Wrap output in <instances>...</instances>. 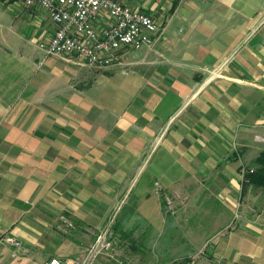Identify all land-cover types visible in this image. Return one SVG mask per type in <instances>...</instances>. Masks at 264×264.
Masks as SVG:
<instances>
[{
	"label": "crops",
	"instance_id": "1",
	"mask_svg": "<svg viewBox=\"0 0 264 264\" xmlns=\"http://www.w3.org/2000/svg\"><path fill=\"white\" fill-rule=\"evenodd\" d=\"M118 1L158 38L90 70L42 57L43 8L0 0V264L75 258L120 206L155 238V182L188 196L183 264H264V194L241 186L264 150V0Z\"/></svg>",
	"mask_w": 264,
	"mask_h": 264
},
{
	"label": "built area",
	"instance_id": "2",
	"mask_svg": "<svg viewBox=\"0 0 264 264\" xmlns=\"http://www.w3.org/2000/svg\"><path fill=\"white\" fill-rule=\"evenodd\" d=\"M25 4L43 8L56 27L48 40L37 45L42 57L66 56L90 70L123 65L126 50L149 47L160 33L159 26L149 15L118 0H25ZM246 172L243 167L242 180ZM155 192L160 195L167 215L174 216L188 202L186 194L179 190L164 192L159 182H155ZM238 215L236 211L230 227ZM112 232L110 226L103 227L95 233L93 243L77 257L65 261L49 258L43 264H108L112 260L118 261L123 253L119 249L120 240L113 237ZM8 242L21 248L17 241L8 239ZM207 264L220 262L209 260Z\"/></svg>",
	"mask_w": 264,
	"mask_h": 264
},
{
	"label": "rangeland",
	"instance_id": "3",
	"mask_svg": "<svg viewBox=\"0 0 264 264\" xmlns=\"http://www.w3.org/2000/svg\"><path fill=\"white\" fill-rule=\"evenodd\" d=\"M162 212L165 214L164 209ZM130 213V207L120 206L118 209L117 207L114 208L111 213L103 217V224H105L106 228L110 226V230L113 231L116 225V229H119V231L112 233L113 237L120 240L121 247L119 249L120 253L121 250L123 253L122 259L118 261L112 260L108 264H183L184 255H182V249L184 246H182V241L185 242V240L181 236L182 222L180 219H174L165 214L161 218L160 231L156 233L155 238H151V236L146 235L143 225L136 226L135 222L128 219ZM123 220L126 221L122 222ZM164 225L166 231H161ZM123 232L126 235L128 234L127 239L119 238V235ZM77 233V231H72L71 233L75 240L78 239L75 237L79 236ZM87 239L85 237L83 240L87 241ZM78 241H81V239L79 238ZM89 241L93 243L94 237H89ZM187 253L188 251H186V257L189 255L188 261L192 259L190 256H193V259L196 260L203 255L202 253H194L193 255ZM75 256H78L77 253L71 257Z\"/></svg>",
	"mask_w": 264,
	"mask_h": 264
},
{
	"label": "trees",
	"instance_id": "4",
	"mask_svg": "<svg viewBox=\"0 0 264 264\" xmlns=\"http://www.w3.org/2000/svg\"><path fill=\"white\" fill-rule=\"evenodd\" d=\"M249 169H253L252 172H249ZM247 169V172L243 176V180L241 183L242 190L246 191L247 189L257 190L264 194V150H262L259 155L254 160L253 168ZM119 231L116 229V225L113 228V232ZM118 234V232H117ZM120 239H127L128 234L126 235L124 232L121 233Z\"/></svg>",
	"mask_w": 264,
	"mask_h": 264
}]
</instances>
